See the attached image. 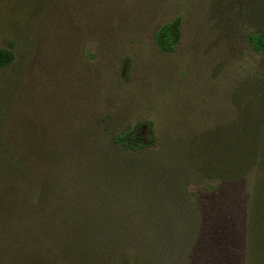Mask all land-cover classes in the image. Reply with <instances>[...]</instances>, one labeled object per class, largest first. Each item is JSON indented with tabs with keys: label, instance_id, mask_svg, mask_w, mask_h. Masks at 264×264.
<instances>
[{
	"label": "rangeland",
	"instance_id": "rangeland-1",
	"mask_svg": "<svg viewBox=\"0 0 264 264\" xmlns=\"http://www.w3.org/2000/svg\"><path fill=\"white\" fill-rule=\"evenodd\" d=\"M175 21L178 42L165 52L154 36ZM255 29H264V0H0V50L14 56L0 68V149H16L21 165L5 167L28 177L16 198L17 170L5 172L0 194L14 195L20 220L22 209L31 214L26 229L41 234L42 223L57 224V203L65 199L60 209L73 211V200L82 199L78 210L87 218L80 222L90 233L99 224L136 235L126 234L121 244L135 237L145 244L178 241L166 235L185 226L178 190L187 185V201L202 194L183 164L182 137L215 127L217 105L235 84L230 62L247 56ZM205 107L212 121L204 125ZM136 124L146 136L154 132L151 154L128 156L110 144ZM120 165L136 174L118 171ZM42 190L60 195L47 219L35 215ZM90 215L103 220L92 225ZM154 227L162 231L151 234ZM241 235L218 240V252L231 251L226 264H264V252L245 247ZM160 260L184 264L177 253Z\"/></svg>",
	"mask_w": 264,
	"mask_h": 264
},
{
	"label": "trees",
	"instance_id": "trees-1",
	"mask_svg": "<svg viewBox=\"0 0 264 264\" xmlns=\"http://www.w3.org/2000/svg\"><path fill=\"white\" fill-rule=\"evenodd\" d=\"M178 38V21L165 24L154 36L165 52L174 51ZM246 43V60L230 62L229 70L235 84L227 102L225 98L218 103L213 121L212 115H207L210 108L205 107L202 114L204 125L212 121L215 127L208 124L197 130L190 129L182 137L183 164L186 163L195 174L202 194L197 201H187L184 198L187 185L178 190L177 199L183 204V207L178 205V214L185 226L174 227L173 233L166 232L178 241L169 244L151 240L145 244L147 240L141 242L143 237H135L134 242H124L125 245L119 241L130 233L126 231L122 235L113 227L109 229L99 224L98 230L92 228L90 233L89 227L80 222L87 218L84 216L86 210H78L84 202L82 199L73 200V211L70 207L66 212L60 209L59 205L65 199L57 203V224L42 223L41 234L26 229L23 222L31 219V214L22 209L24 218L20 220V211L15 213L14 210L18 201L12 200L15 193L16 198H21L18 194L22 189L20 183H26L28 177L18 171L21 169H6L5 165L11 161L18 165L22 162L16 149L6 148L0 149V179L7 175L5 172L12 174L11 170H17V183L11 199L0 194V224L5 223L4 229L8 231L6 237L0 239V264H161V258H170L175 253L181 256L184 264H226L224 260L231 251L223 248L218 252V240L228 242L229 238L241 235L240 232L245 247L264 252V29L251 30ZM13 59L10 50H0V68L8 67ZM151 132L146 136L141 125L136 124L112 135L110 144L128 156L151 154L156 142L154 132ZM147 165L151 167L152 163L143 166ZM125 167L116 166L118 171L123 169L131 174ZM135 174L132 171L131 175ZM46 194L43 190L38 193L35 215L39 219H47L43 216L49 215V205L53 206L60 198V195ZM104 209L101 210L105 213ZM192 209H195L194 213H191ZM12 214L16 215L12 217ZM99 219L103 220V217H92V225ZM7 220L16 223L18 228L13 229ZM155 231L162 230L154 227L150 232ZM130 235L131 238L136 236Z\"/></svg>",
	"mask_w": 264,
	"mask_h": 264
}]
</instances>
